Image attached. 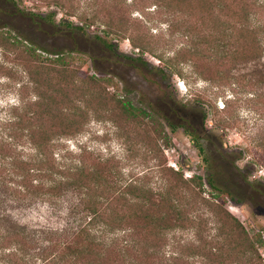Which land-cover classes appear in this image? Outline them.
<instances>
[{"label":"rangeland","instance_id":"rangeland-1","mask_svg":"<svg viewBox=\"0 0 264 264\" xmlns=\"http://www.w3.org/2000/svg\"><path fill=\"white\" fill-rule=\"evenodd\" d=\"M225 1L0 0V131L23 102L67 106L80 130L59 140L57 159H108L119 183L167 184L166 196L192 215L163 247V258L179 264H201L196 252L210 244L219 254H208V264H264V3L232 0L221 11ZM251 3L246 27L236 15ZM227 31L241 36L229 40ZM258 40L261 52L252 54ZM107 44L120 57L108 62ZM55 53L65 62H55ZM39 74L48 81L36 82ZM182 119L199 131L197 140L167 124ZM168 167L186 180L202 176V188L182 185ZM55 190L37 196L0 181V229L26 226L32 253L71 237L86 221L81 196L66 184ZM244 232L261 241L251 247ZM192 243L198 251L190 256Z\"/></svg>","mask_w":264,"mask_h":264},{"label":"trees","instance_id":"trees-1","mask_svg":"<svg viewBox=\"0 0 264 264\" xmlns=\"http://www.w3.org/2000/svg\"><path fill=\"white\" fill-rule=\"evenodd\" d=\"M226 1L221 6V11L231 9L232 0ZM258 2L256 0V4ZM262 2L264 3V0ZM252 5L251 3L249 7L244 5L240 7L236 17L241 25L245 23L244 26L248 27L249 20L254 17ZM257 24L258 27L262 26L260 23ZM256 30L260 33L259 29ZM262 32L264 33V30ZM236 34L237 41L241 36L240 32L233 34L227 31L226 38L230 40V37ZM235 46L229 44L228 48L236 52ZM261 47L258 40L252 54L255 51V54L260 53ZM32 52L37 55L34 49ZM61 54L55 53L56 58L53 59L59 64L64 63L66 59ZM35 81L47 82L48 76L36 75ZM40 95L48 96L44 91ZM123 108L133 115L125 105ZM67 114V106L51 105L47 101L23 102L16 106L4 119L0 131V181L12 182L23 192L37 196H54L55 189L60 184L72 186L79 191L86 221L71 237H55L47 240L41 253L30 251L31 240L26 226L1 228L0 240L4 242L1 249L8 250L2 257V262L5 264H179V261L175 260L176 257L163 258L165 254L163 247L169 232L179 227L183 220H191L192 215L185 211L186 208L182 207L177 199L166 196L170 189L167 184L155 186L149 181L139 184L131 181L119 183L115 178L114 168L107 163L108 159L94 158L85 163L79 156L68 165L62 163L61 157L57 159L55 154L59 149V140L73 136L80 130V122L68 117ZM191 138L197 139V137ZM25 145L34 152L24 154L20 151L19 149ZM167 169L172 171L175 179L182 185H189L191 181L197 188H202V176L192 175L186 180L182 172L174 171L169 167ZM207 182L215 188L210 178ZM217 238L218 235H215L210 239L213 241ZM244 238L251 247L254 242L261 241L260 234L252 240L244 232ZM194 243L189 255L193 249L194 252L198 251ZM217 249V246L210 244L206 251L196 252L202 258L201 264H208L206 261L208 254L218 256Z\"/></svg>","mask_w":264,"mask_h":264},{"label":"flooded vegetation","instance_id":"flooded-vegetation-1","mask_svg":"<svg viewBox=\"0 0 264 264\" xmlns=\"http://www.w3.org/2000/svg\"><path fill=\"white\" fill-rule=\"evenodd\" d=\"M105 48H106V52L109 54V55L106 56V58H105V59H108V60H107L108 62H109V59H110L113 55H115V56L117 55V57H120V56L117 54L116 49H115V47H114L113 45H111V44H107V45L105 46ZM100 55H101V56L105 55V51L100 52ZM98 58H99V57H98ZM98 58H96V59H98ZM99 62L102 63V61H99ZM105 63H106V62H105ZM144 68H145V71H148V70H149V68H146L145 66H144ZM134 69H135V68L132 67V70H134ZM126 75H127V76H125V77L129 78V76H130L129 73H126ZM141 77H142V79L145 80V77H144L143 75H142ZM132 112L135 113V114H138V115H145V114H146V112H145L144 110L140 109V108H138V109H137V108H136V109H133ZM167 116H169L167 113L164 114V117H165V118H166ZM184 122H185V124H184ZM167 124L169 125V127H170L171 130H173L174 128H176L177 124H179V125L182 127V129H183L185 132H187L191 137H194V138L197 137V139H198V137L200 136V135L198 134L199 131H197V129L194 127V125H192L191 123H186V121L183 120V119H182V123H173V122L167 121ZM197 139H195V140H197ZM198 149H199V151H202V150H203V146L200 145V146L198 147Z\"/></svg>","mask_w":264,"mask_h":264},{"label":"built area","instance_id":"built-area-1","mask_svg":"<svg viewBox=\"0 0 264 264\" xmlns=\"http://www.w3.org/2000/svg\"><path fill=\"white\" fill-rule=\"evenodd\" d=\"M169 164L172 166V167H174V168H178L177 167V163H176V161H169ZM187 175H190V174H188V173H186Z\"/></svg>","mask_w":264,"mask_h":264}]
</instances>
